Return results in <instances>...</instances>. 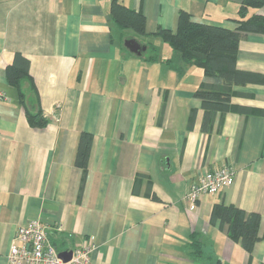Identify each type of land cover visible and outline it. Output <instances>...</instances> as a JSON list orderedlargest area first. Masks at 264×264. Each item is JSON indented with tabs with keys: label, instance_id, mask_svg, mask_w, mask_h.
Here are the masks:
<instances>
[{
	"label": "crops",
	"instance_id": "crops-1",
	"mask_svg": "<svg viewBox=\"0 0 264 264\" xmlns=\"http://www.w3.org/2000/svg\"><path fill=\"white\" fill-rule=\"evenodd\" d=\"M111 1L0 0V264H10L17 228L34 218L58 251L93 239L91 264H196L186 246L193 231L228 264H264V114H218L203 132L192 93L215 79L152 34L175 30L180 10L234 29L241 0H116L144 15L142 35L113 21ZM252 15L264 16V4L244 19ZM126 37L146 45L142 56ZM149 46L157 59L145 58ZM15 52L29 60L44 127L28 124L5 77ZM236 66L264 74V34L239 41ZM233 90L232 103L264 110V84ZM81 132L93 135L85 173L74 164ZM223 166L233 184L189 210L191 186ZM216 202L260 212L251 255L209 222Z\"/></svg>",
	"mask_w": 264,
	"mask_h": 264
},
{
	"label": "trees",
	"instance_id": "trees-1",
	"mask_svg": "<svg viewBox=\"0 0 264 264\" xmlns=\"http://www.w3.org/2000/svg\"><path fill=\"white\" fill-rule=\"evenodd\" d=\"M264 0H241L238 9L239 19H235V28L221 25L196 22L191 15L180 10L175 30L158 28L152 34L167 43L173 52L178 54L184 65L199 67L208 78L215 81H202L193 91V97L201 101L203 119L201 130L210 133L216 118L230 111L263 113L264 110L231 102V97L240 94L233 90L234 85L247 83L264 84V74L239 69L236 66L239 41L248 33L264 34V16L252 15L244 19L249 7H259ZM110 17L121 29H131L137 34H145L144 15L116 0H112L109 9ZM145 58L157 59L155 48L149 46ZM7 82L17 93L19 103L23 106L27 122L33 127H44L48 120L39 104V97L34 81L29 73V60L15 52L13 61L4 69ZM28 83V88L25 87ZM196 110L190 111L189 127L192 126ZM220 127L221 122L218 124ZM93 135L81 132L78 137L74 164L85 173L90 154ZM153 198H156L153 196ZM209 222L218 223L225 228L227 237L239 245L249 255L261 240L259 226L260 212L245 211L235 204L216 202L213 204ZM188 258L196 264H228L207 248L203 236L193 231L186 243Z\"/></svg>",
	"mask_w": 264,
	"mask_h": 264
},
{
	"label": "built area",
	"instance_id": "built-area-1",
	"mask_svg": "<svg viewBox=\"0 0 264 264\" xmlns=\"http://www.w3.org/2000/svg\"><path fill=\"white\" fill-rule=\"evenodd\" d=\"M233 173V169L227 166L206 170L185 197L188 209L196 208L201 196L215 194L233 184ZM94 248V240L90 239L72 249L71 257L64 260L59 257L56 246L49 242L45 226L34 218L17 228L7 259L10 264H91L90 253Z\"/></svg>",
	"mask_w": 264,
	"mask_h": 264
},
{
	"label": "water",
	"instance_id": "water-1",
	"mask_svg": "<svg viewBox=\"0 0 264 264\" xmlns=\"http://www.w3.org/2000/svg\"><path fill=\"white\" fill-rule=\"evenodd\" d=\"M124 46L133 54L137 56H142L146 50V45L141 44L134 37H126L124 39ZM72 250L59 251L58 255L64 260H68L71 257Z\"/></svg>",
	"mask_w": 264,
	"mask_h": 264
},
{
	"label": "rangeland",
	"instance_id": "rangeland-1",
	"mask_svg": "<svg viewBox=\"0 0 264 264\" xmlns=\"http://www.w3.org/2000/svg\"><path fill=\"white\" fill-rule=\"evenodd\" d=\"M148 53H150V52H146V54H148ZM216 194V193H215ZM212 195H214V194H212Z\"/></svg>",
	"mask_w": 264,
	"mask_h": 264
}]
</instances>
